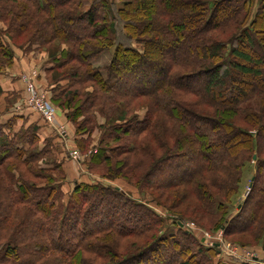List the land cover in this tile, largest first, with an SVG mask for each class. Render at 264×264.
Segmentation results:
<instances>
[{
	"label": "trees",
	"instance_id": "1",
	"mask_svg": "<svg viewBox=\"0 0 264 264\" xmlns=\"http://www.w3.org/2000/svg\"><path fill=\"white\" fill-rule=\"evenodd\" d=\"M254 1L0 0V73L13 62L11 42L48 51L47 72L86 79L94 92L77 97L53 87L60 106L84 116L78 131L126 95L155 97L154 121L145 113L105 120L87 163L147 193L177 225L165 234L145 201L101 181L65 195L60 162L34 171L33 161L52 155L49 143L30 149L36 127L13 131L11 119L0 124V264H223L213 261L217 247L179 226L186 218L264 249V0L255 9ZM131 8L153 14L136 24ZM110 50L107 65L92 64ZM253 154L256 176L230 215Z\"/></svg>",
	"mask_w": 264,
	"mask_h": 264
},
{
	"label": "rangeland",
	"instance_id": "2",
	"mask_svg": "<svg viewBox=\"0 0 264 264\" xmlns=\"http://www.w3.org/2000/svg\"><path fill=\"white\" fill-rule=\"evenodd\" d=\"M114 1H115V3L119 2V0H114ZM254 2L256 5V6H254V9H255L258 5V0H255ZM130 13H131V16H130L131 21L133 23H136V24L144 22V20L150 19L151 15L153 14V12H152L151 15H148V13L146 14L145 12H142V11H137L136 13H133L132 8L130 9ZM145 14L147 15V18L145 17ZM0 28L5 29V25L2 24L1 22H0ZM158 37H160V36H158ZM3 38H5V37L3 36ZM5 39L8 40V38H5ZM156 43H158V42H156ZM10 44H11L12 49L14 47H16L23 52L24 51L25 52L30 51V50H32V47H35V50H37V51L41 50V51H44L48 54V51H46L44 48H41L39 46L37 47L36 44L30 45V46H26V44H25V45H23V47L13 45L11 42H10ZM136 47L141 48V46L139 44L136 45ZM153 50L155 52L153 51L152 56H158L159 54L157 53V49H153ZM111 54H112L111 50L101 54L99 57H97L92 62V64L94 66L97 65L100 67L107 65L108 62L110 61ZM48 58H49V54H48ZM49 62H51L50 59H49ZM63 71L64 70H62V71L55 70L51 73L47 72L45 75V79L47 80L48 85H51L55 81H57V82H55L56 85L54 86V89L56 88V90H58V89L60 90L62 88L68 87L67 90L69 89L70 91L75 92L76 97L81 94L80 92L82 91V89H83V91L88 92V93L94 92V89L91 87L92 85L90 84V82H86V79L81 80V79L74 78L73 76H75V75L69 76V77L67 76L66 78L59 77L58 75H60ZM76 72H77V75H82V69L79 68ZM56 76H57V78H56ZM19 79H20V81H22V83H25L24 84L25 85V96L21 99L22 105L23 106L26 105V107L35 111L34 107L36 105H34V101H36V100L34 99V96H32L31 94L29 95L28 94L29 92L28 93L26 92L27 83H28L27 79H29L30 81H32L36 85L34 80H32V72L27 73V74H22V76ZM128 82L135 85V83L132 80H128ZM141 86H144V85H141ZM36 89H37L36 90L37 94L43 96V101L49 103L51 108H53V110H54L53 116H52L51 121H50L52 124L55 123L56 127L63 128V125H61V122L55 117L57 111H59L63 115V119L65 118V122L72 124L73 128L75 129V134H77V135H83L84 134V138L80 139V141L75 142L77 149L76 148H72V149H75L81 155L84 156V158L82 160L83 161L85 160V163H86L85 165H86L87 171L89 173H91L92 175H94V177H96L97 179H100L99 181L103 182L104 184H107V185H110L113 187L116 186L118 188H123V189L127 190V192H129L132 196H134V198L141 199L142 201H145L146 204L148 206H150L155 211V213L159 214L162 217V219L164 220L165 228L162 229V232H164L165 234L175 233V231L177 230V225L174 222L175 217L173 215H171V213H167L163 207L155 206L154 203L148 201L149 195L147 193L140 194L139 192H137V189L133 186V184H130V183L127 184L126 181H124L123 179H120V178H115L114 180H109L107 178L102 177L101 174H98L96 171H94L90 168V164H93L92 162H88V163L86 162L90 158V156H92V155H90L89 157L85 156V154L89 151L90 148L94 147V149L96 150V147L98 146L99 140L101 138L100 132H101V129L103 127L102 124H104L106 121H109L110 124H112V122L115 119H117V120L118 119H126V118H132L134 116H138V117L141 116L142 117L144 115V113L146 115H148L152 121H154V118L157 115V113L156 112L152 113L153 110L151 109L150 105H152V103L154 102L155 97L154 98L153 97L147 98L146 96H140V97L133 98V95H130V96L126 95L125 98H123L125 100H123L122 103H119V106H120L119 109L109 112V115L107 117L106 116L103 117L98 112H95L94 119L92 121L93 123L92 122H91L92 124L89 123L87 125V129H83L82 131H78L76 129L77 128L76 124H79L80 122H82L84 116L81 115V113H78L76 115V110L73 107H69L68 109H66V108L60 106L58 100H55L52 97H50L51 98L50 99L49 96L47 94H45V92L42 91L37 85H36ZM97 91H98V89H97ZM52 93L53 92L51 91V93H50L51 96L54 95ZM82 97L83 96H80L77 100L75 99L74 103L80 104V102L82 101ZM2 98H5L3 96V92L0 93V114L3 113L4 111H7V110L9 111L11 109V107L14 106L15 104H17V102H18L15 99L14 101L13 100L9 101L5 105H3ZM128 99L130 100V102L128 101V105H126ZM148 99H150L149 102H148ZM146 103H148V104H146ZM83 110H84V108H83ZM121 113H124L123 114L124 116L120 117L119 115ZM39 115H41V114H39ZM188 119L193 122V118L189 117ZM90 121H91V119H90ZM195 124H197L196 121H195ZM198 126L199 125H196L195 128H198ZM143 135H145V133L142 132L141 137ZM143 137L145 138L147 136H143ZM38 144H39V142L34 146L31 145L30 149H32L33 147L36 148ZM41 146H44V145L43 144L38 145L39 148ZM72 149H70V150H72ZM96 152H97V150H96ZM66 155L70 156V151L68 153H66ZM253 156L255 157L254 159H252ZM252 157H251V160L249 159V161L243 167L242 178H241L239 186H238V189H239L238 193L233 195L230 198V207H231V212H230L231 214L230 215H234L235 213L238 212L237 207L242 204L244 198L246 197V193L249 190L248 187H249V184L251 182L252 177L256 176V170H257L256 155L253 154ZM46 160L48 162H54V161H58V158L56 155L54 156L53 154L52 155L46 154V155H41V157L36 162L33 161V165L36 166V169L34 171L37 174H38V172H37L38 166L39 167L44 166L46 164ZM185 166H186V164L183 165V168H185ZM97 170H98V168H97ZM64 178H65V176H64ZM35 182H36V184L39 183V185H42V183H40L41 181L35 180ZM119 184L122 186H119ZM182 221L184 223L192 222L190 219H187V218L185 220H182ZM193 224L195 225L196 229L203 230V231L209 233L210 235H216L217 230H219V229H215V231H214V230H210L208 227H203V226L200 227L199 225H196L194 222H193ZM194 232H199V231H194ZM199 233H196V234L192 233V234L196 238H201ZM222 236H223L222 240L225 243L235 245L239 248H245L246 247L252 251L256 250V249L258 250V246L250 245L251 244L250 241H247L248 243H246L245 245H239L237 243L239 238L235 235H230V237H224V233H222ZM120 243L121 242H119V244ZM201 244H203L206 247L209 246L208 241L206 242V244H204L203 242ZM259 247L261 248V246H259ZM119 250L120 251L122 250L121 244H120ZM222 259H223V261H222ZM227 259H229V261H230L233 258H231V259L225 258V257H222L221 255H217V254L215 257H213L214 262L217 260L223 264H226V262H228V261H226Z\"/></svg>",
	"mask_w": 264,
	"mask_h": 264
},
{
	"label": "crops",
	"instance_id": "3",
	"mask_svg": "<svg viewBox=\"0 0 264 264\" xmlns=\"http://www.w3.org/2000/svg\"><path fill=\"white\" fill-rule=\"evenodd\" d=\"M14 59L4 73H0V88L3 92L2 98L3 105L9 101H14L16 99L17 104L11 107L8 111H4L0 114V124H5L11 119L12 130L17 131L20 128H26L28 126H35L36 137L39 138V144L49 143L50 150L52 154L57 156L58 161L64 171V183L61 186V190L65 195H69V192L76 183H94L99 182L97 179L87 171L85 160L74 162L69 158L66 153L72 148H76V141L84 138L83 135L75 134V129L72 124L65 122L63 115L57 111L56 118L61 122L63 128L56 127L55 123H45L41 115L36 111L23 106L21 99L25 96V83L20 81L22 74H27L32 72V80L36 85L45 92L50 97L57 91H53L54 84L48 85L45 75L47 70L51 67V62H49L48 54L41 50H35L32 47L30 51H21L20 49L14 47ZM46 82V83H45ZM51 99V98H50ZM63 123V124H62ZM77 149V148H76ZM87 162V161H86ZM119 186H122L119 184ZM246 248V247H245ZM247 250L254 253L258 262L245 261L240 262L235 259L226 260V264H264V249L258 247V250Z\"/></svg>",
	"mask_w": 264,
	"mask_h": 264
},
{
	"label": "built area",
	"instance_id": "4",
	"mask_svg": "<svg viewBox=\"0 0 264 264\" xmlns=\"http://www.w3.org/2000/svg\"><path fill=\"white\" fill-rule=\"evenodd\" d=\"M28 83H27V88H26V92L32 96H34V99L36 101H34V105H36L34 107L35 111L39 114H41V116L43 117L44 121L46 123H51V118L53 116L54 110L53 108H51V106L49 105V103L44 102L43 101V96L38 95L37 94V89H36V85L30 81L29 79ZM32 83V84H31ZM29 90V91H28ZM52 124V123H51ZM96 153V150L94 149V147L90 148L89 151L85 154L86 157H89L90 155H93ZM69 158H71L74 162H80L82 161V159L84 158L83 155H81L78 151H76L75 149L70 150V156ZM179 226L184 229L185 231H189L190 233H199L201 238H198L200 240V242L206 244V242H209V246H213V247H217L218 249V255H221L222 257L225 258H233L235 260H238L240 262H245V261H251V262H258L259 260H257L256 256L254 255V253H252L251 251L247 250L246 248H239L235 245L232 244H228L223 242L222 240V230L219 229L217 230L216 235H210L209 233L203 231V230H198L196 229L195 225L193 224V222H179ZM194 231H199V232H194ZM229 260V259H227ZM223 261V259H222ZM259 264V263H257Z\"/></svg>",
	"mask_w": 264,
	"mask_h": 264
},
{
	"label": "water",
	"instance_id": "5",
	"mask_svg": "<svg viewBox=\"0 0 264 264\" xmlns=\"http://www.w3.org/2000/svg\"><path fill=\"white\" fill-rule=\"evenodd\" d=\"M254 158H255V157L253 156L252 159H254ZM253 179H254V177H252L251 182H250V184H249V187H250V185H251ZM249 187H248V188H249ZM249 189H250V188H249Z\"/></svg>",
	"mask_w": 264,
	"mask_h": 264
}]
</instances>
